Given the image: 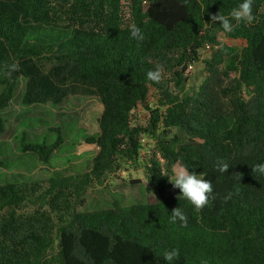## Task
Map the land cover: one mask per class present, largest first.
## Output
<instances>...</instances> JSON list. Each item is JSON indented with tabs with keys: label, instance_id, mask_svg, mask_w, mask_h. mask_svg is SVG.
I'll return each mask as SVG.
<instances>
[{
	"label": "trees",
	"instance_id": "16d2710c",
	"mask_svg": "<svg viewBox=\"0 0 264 264\" xmlns=\"http://www.w3.org/2000/svg\"><path fill=\"white\" fill-rule=\"evenodd\" d=\"M242 2L131 0L128 12L123 0H0V112L21 78L25 106L77 95L103 105L99 135L87 139L99 148L89 172L0 185V264H264V175L252 173L264 163V0H253L255 20L232 33L210 19L229 16ZM132 23L143 41L132 38ZM219 34L244 46H221ZM206 44L204 81L186 93V71L202 60ZM14 62L19 70L8 75L5 65ZM157 64L164 68L158 84L147 79ZM152 88L159 96L148 124L133 125ZM162 127L163 135L175 128L182 135L162 138ZM5 131L0 115V137ZM143 137L156 140L147 178L157 202L80 212L91 187L144 164ZM28 138L23 133L20 151L46 165L64 143L61 135L49 144ZM217 158L230 163L228 173L213 170ZM176 164L211 181L217 193L231 191L232 199H209L197 211L170 189ZM177 207L186 226L170 223ZM173 249L179 258L166 261Z\"/></svg>",
	"mask_w": 264,
	"mask_h": 264
},
{
	"label": "rangeland",
	"instance_id": "374dc122",
	"mask_svg": "<svg viewBox=\"0 0 264 264\" xmlns=\"http://www.w3.org/2000/svg\"><path fill=\"white\" fill-rule=\"evenodd\" d=\"M123 5L129 12L131 0H123ZM261 13L264 14V6ZM218 41H224L223 44L238 49L244 46L243 42L231 40L223 34L218 35ZM201 56L202 60L192 64L193 67H188L186 71V93L196 92L204 81V61L209 59L211 52L203 49ZM26 82L25 78H21L11 104L0 112L6 123V131L0 137V185L14 181L45 180L56 173L74 176L89 172L99 148L87 143V139L96 138L100 132L99 119L103 113L100 99L97 96L77 95L67 97L59 105L46 103L25 106L22 104V97ZM158 96V92L152 88L146 104H139L134 110L133 125L148 124L149 109L157 102ZM56 128L60 131H52ZM163 132L162 127L159 131L162 138L182 135L177 128L167 129L165 135ZM23 133L28 135L30 142L49 144L61 135L64 143L52 155L51 163L46 165L40 162L35 154L20 151L19 141ZM142 142L144 164L127 165L122 171L107 177L103 184L91 187L86 195V204L79 209L80 212L107 209L115 203L130 206L157 202L153 185L147 178V163L155 150L156 140L143 137ZM170 189L172 192L177 190L172 183ZM53 250L55 252L56 247Z\"/></svg>",
	"mask_w": 264,
	"mask_h": 264
},
{
	"label": "clouds",
	"instance_id": "9594fccd",
	"mask_svg": "<svg viewBox=\"0 0 264 264\" xmlns=\"http://www.w3.org/2000/svg\"><path fill=\"white\" fill-rule=\"evenodd\" d=\"M184 4L188 3V0H183ZM253 0H243L237 7L233 8L229 16L220 14H212L210 16L211 22L219 24L222 27L223 33H232L236 27H239L241 23L251 24L255 20V16L252 11ZM235 21V25L232 23ZM128 30L132 38L137 41H143L145 39L141 29L135 24H129ZM224 41H221V46ZM7 74L11 75L12 72L19 70L18 63H12L10 65H5ZM164 68L162 64H157L154 70H150L147 73V79L153 83H160L163 79ZM230 168V163L226 160L217 158L213 170L219 174L228 173ZM252 173H259L264 175V163L256 164L252 167ZM230 177L233 180H240L242 173L232 172ZM170 183L176 189H179L180 195L178 199H185L191 205L195 207L197 211L202 210L209 203V199L216 201L219 200L222 204L228 203L232 197L233 193L231 191L226 194H220L214 191L213 183L206 180L202 176H198L192 171L182 165L177 164L173 168V175L169 178ZM187 216L182 211L181 208L177 207L171 211L170 223H176L179 221L183 226L187 225ZM179 258V251L176 249L166 251L164 253V259L166 261L172 262Z\"/></svg>",
	"mask_w": 264,
	"mask_h": 264
},
{
	"label": "built area",
	"instance_id": "2783aa9c",
	"mask_svg": "<svg viewBox=\"0 0 264 264\" xmlns=\"http://www.w3.org/2000/svg\"><path fill=\"white\" fill-rule=\"evenodd\" d=\"M144 3H146V2H144ZM205 49H208L211 52V45L206 44ZM192 67H193L192 65L189 66V68H192Z\"/></svg>",
	"mask_w": 264,
	"mask_h": 264
}]
</instances>
